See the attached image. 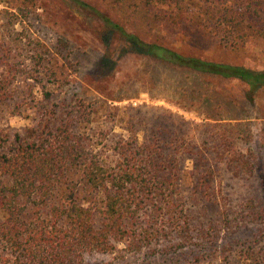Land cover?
<instances>
[{
	"label": "trees",
	"instance_id": "obj_1",
	"mask_svg": "<svg viewBox=\"0 0 264 264\" xmlns=\"http://www.w3.org/2000/svg\"><path fill=\"white\" fill-rule=\"evenodd\" d=\"M70 1L97 16L106 32L133 43L138 53L199 73L237 79L254 94L264 89V67L144 42L86 2ZM132 6L148 18V24L183 40L194 33L213 36L222 48L235 52H246L251 40L264 41V0H136ZM8 23L0 16V109L12 100L11 92L20 89L13 88V82L25 72L10 64ZM33 72L34 68L26 71V82L35 78ZM33 85L26 83L19 91L24 93L22 101L10 103L13 113L39 112ZM76 106L81 115L71 118L73 123L29 128V138L23 141L18 132L0 129V264H86V255L113 253L121 243L136 250L176 240L173 251L186 247L184 243L197 246L196 258H184L187 264L217 260L218 246L213 247L216 241L211 235L227 233L228 227H216V213L203 211L208 206L201 209L185 201L190 196L194 202L212 201L218 206L219 188L214 185L218 163L211 164L212 158L225 160L234 175L254 168L237 156L234 140L219 134L209 141V131L202 132L203 139L195 140H200V150H195L197 145L182 129L184 121L172 119L171 112L165 111L169 127L155 117L144 121L140 110L128 108L118 111L124 113L127 137L115 138L109 136L110 129L93 131L89 106ZM100 109L107 106L101 103ZM186 154L192 155L191 171L183 167ZM199 238L208 240V246L197 245Z\"/></svg>",
	"mask_w": 264,
	"mask_h": 264
},
{
	"label": "rangeland",
	"instance_id": "obj_2",
	"mask_svg": "<svg viewBox=\"0 0 264 264\" xmlns=\"http://www.w3.org/2000/svg\"><path fill=\"white\" fill-rule=\"evenodd\" d=\"M82 1L144 42L213 60L264 67L263 40H251L246 52H235L222 48L213 36L194 33L183 40L148 24V18L132 6L136 0H128L130 7L125 0ZM0 16L9 21L10 64L25 71L13 82V88L20 86V89L15 88L12 100L0 109V129L11 134L18 132L23 141L29 138V128L41 129L45 123L54 128L73 123L81 115L74 105L84 103L94 121L93 131L110 129L109 136L115 138L127 137L121 119L124 113L118 112L126 108L140 110L144 121L155 117L169 127L170 120L165 116L171 112L172 119L184 121L182 129L188 140L197 145L195 150H200V140L198 143L195 140L203 139L202 132L209 131V141L219 134L229 136L238 147L237 156L246 158L254 168L234 175L225 160L212 158L211 164L218 163L214 175V185L219 188L218 206L212 201L194 202L190 196L186 197L185 202L196 203L201 209L208 206L203 211L209 215L216 213L217 228L229 229L227 233L219 231L211 235L216 241L213 247H219L217 260H202L200 264H256L257 260H264V89L254 94L237 79L199 73L138 53L133 43L116 32H106L97 16L70 0H0ZM29 68H34L35 77L28 80L34 84L32 96L41 107L39 112L29 109L27 113L15 114L10 103L22 101L24 93L19 91L28 83L25 80ZM101 103L107 106L106 110L100 109ZM150 121L146 122V128ZM191 157L186 154L183 159V167L188 171L192 169ZM176 241L153 243L136 250L121 243L113 253L89 254L84 261L187 264L185 257H197L194 244L184 243L186 247L173 251ZM205 241L199 238L196 243L208 246Z\"/></svg>",
	"mask_w": 264,
	"mask_h": 264
}]
</instances>
